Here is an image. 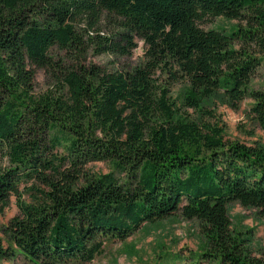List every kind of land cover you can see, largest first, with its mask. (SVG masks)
I'll return each mask as SVG.
<instances>
[{
  "label": "trees",
  "instance_id": "16d2710c",
  "mask_svg": "<svg viewBox=\"0 0 264 264\" xmlns=\"http://www.w3.org/2000/svg\"><path fill=\"white\" fill-rule=\"evenodd\" d=\"M103 16L113 31L85 41L76 21L93 19L92 28ZM220 16L239 24L200 26ZM137 39L149 60L131 73L87 62L92 44L130 55ZM55 45L66 58L51 55ZM262 55L264 0H0V159L10 163L0 164V205L17 195L20 209L0 260L86 264L106 241L181 213L200 223L203 258L264 264L256 230L235 229L229 216L239 202L264 217V141H226L223 126L183 115L168 87L159 96L152 77L175 64L188 83L182 104L200 115L213 98L237 107L250 97L264 132V89L250 87ZM37 68L59 89L34 95ZM107 160L114 171L88 173ZM25 178L47 185L30 203L19 192Z\"/></svg>",
  "mask_w": 264,
  "mask_h": 264
},
{
  "label": "rangeland",
  "instance_id": "374dc122",
  "mask_svg": "<svg viewBox=\"0 0 264 264\" xmlns=\"http://www.w3.org/2000/svg\"><path fill=\"white\" fill-rule=\"evenodd\" d=\"M93 19L88 17L79 18L76 21V29L89 42L90 36H96L98 32L109 34L114 26L109 18L103 16L92 28ZM239 22L225 17L207 19L200 26L204 29H220L230 31L237 27ZM96 45L92 44L87 52V62L102 66L108 72L131 73L137 67L145 66L149 60L146 55V45L137 39V46L130 55H118L109 53H96ZM257 51V47L253 48ZM51 55L57 58H66L65 52L55 45ZM261 56V55H260ZM264 56V55H262ZM33 94L42 95L51 89L58 90L57 81L51 74L43 69L37 68ZM177 71V77L172 78V73ZM158 86L157 94L168 87L169 100H175L181 108V113L194 118H202L205 122L217 123L225 129L226 141H240L250 144L255 140L264 141V132L255 121L250 109L254 103L250 97L241 101L237 107H231L224 103L219 97L207 102L206 108L211 113L200 115L193 108L183 106V93L188 83L182 78L181 72L175 64L161 63L152 73ZM251 89H264V60L252 76ZM60 148L58 156L64 155ZM2 158V157H1ZM2 166L10 163L7 158L0 159ZM90 175L104 174L114 171L113 163L107 161H94L86 166ZM48 174L50 172L47 171ZM121 181L124 175L117 173ZM47 190V185L40 179L25 178L19 186V192L25 202H33L35 196H40L41 191ZM20 214L18 207V196L12 195L5 206L0 205V240L4 247L9 245V238L5 230L10 220ZM229 216L233 227L237 230L255 229L256 243L254 249L257 252L264 250V217L255 208H247L239 202L229 205ZM15 248V245H13ZM206 248V241L202 234L198 220L186 219L181 213L160 219L153 223L143 225L138 231L124 240H108L104 244V250L91 262L86 264H218L215 261L203 258L202 254ZM0 264H34L23 256L14 260L1 259Z\"/></svg>",
  "mask_w": 264,
  "mask_h": 264
}]
</instances>
